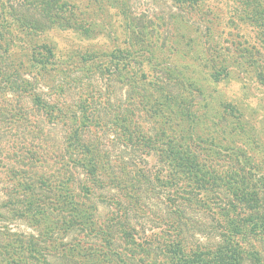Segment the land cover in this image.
Wrapping results in <instances>:
<instances>
[{"label": "trees", "instance_id": "trees-1", "mask_svg": "<svg viewBox=\"0 0 264 264\" xmlns=\"http://www.w3.org/2000/svg\"><path fill=\"white\" fill-rule=\"evenodd\" d=\"M204 1L172 0L179 11ZM245 2L264 31V6ZM111 9L129 34L109 52L49 39L108 37ZM185 18L171 20L194 31ZM151 26L129 0H0V264H264V144L230 102L217 120L222 140L204 135L195 90L163 67L171 49L156 47ZM201 39L196 60L223 80L225 54ZM111 82L122 98L112 101ZM151 201L161 206L156 232L136 222ZM15 221L30 231H13Z\"/></svg>", "mask_w": 264, "mask_h": 264}, {"label": "rangeland", "instance_id": "rangeland-1", "mask_svg": "<svg viewBox=\"0 0 264 264\" xmlns=\"http://www.w3.org/2000/svg\"><path fill=\"white\" fill-rule=\"evenodd\" d=\"M241 1L239 7L235 9H233L231 3L225 0H206L203 6H201V10L186 8L184 11H179V9L175 8L172 0H129L132 11L136 16L146 17L151 20L153 24L151 27L156 29V31L150 28L151 31L148 32V37H151V40H156L158 44H164L160 45V47L156 45V47L165 49V41L166 47H170V52L165 51L169 53V56L160 58L161 62H163V67H174L181 71L183 75L180 80L188 83L190 89L192 87L195 90L192 92L193 97H195L193 110H195L196 115L206 118L203 124L204 135H210L209 139L211 136H214L216 142H220L223 138V134H221L219 128L222 121L218 122L217 120L221 114H224L223 107L228 102L232 104L236 103L243 113L244 119L258 136L256 139L258 140L257 145H263L264 80L260 78L261 81H259L258 75L260 73V77H264V31L261 26L247 19L246 15H243L241 11L245 7L246 0ZM252 1L264 6V0ZM110 13H112V17L111 20L110 18L108 20H110L113 28L111 29L112 34L108 37L103 33L97 39H82L69 31H51L49 39L58 48L60 46L61 49L84 50L92 47L100 52H109L113 46L120 45L125 37L128 36L127 34H129L127 33V29L122 26V20L118 15L112 9ZM176 14L178 18L183 16L186 17L185 19H189V24L192 25L191 29L194 31H189L187 28L186 30L184 28L177 30L175 22L173 23L171 20L174 19ZM199 17H205V21L201 24ZM206 17L212 18L213 24L210 25L207 22L208 25ZM183 31L186 33L184 38L180 35ZM177 35L181 36L180 42L177 46H174L172 43ZM201 36L206 37L208 41L211 38L213 39V41L211 40L213 43L210 47V50L213 47L216 49L215 51H211L213 54H216L220 48L223 54H225L224 62L229 68L230 74L224 77L223 80L218 82L213 81L210 78V69L196 60L197 51H203L202 41L200 42L202 40ZM189 40H192L191 50H188L189 47L185 46ZM233 51L236 53L234 52L235 55L231 56ZM233 58H238V60L245 62V65L242 63L238 64ZM152 75L159 80L166 79L163 73ZM150 78V75L142 77L141 85L152 81ZM92 82L95 87L97 85L96 80ZM98 85L102 88L101 91L105 93L103 91V83L98 82ZM109 87L108 90L111 93L112 101L115 98L119 99L123 97L125 89H122L114 82H111ZM146 87L148 90L154 91L153 87ZM96 89H98V86ZM139 90L141 91V89ZM72 96L73 93L66 98L67 104L72 101ZM198 101L201 102L198 103ZM181 127L183 128V125ZM194 132L200 133L199 129L194 130ZM236 146L244 147L240 142H236ZM253 156L255 159L261 158L259 154H254ZM0 179H2V176H0ZM1 186L2 184H0V190L2 189ZM160 207L156 201L148 202L147 208L150 212L142 219H138L136 221L137 224L146 229L153 228L155 232L159 231L162 227V222L159 219V215L161 214ZM10 228L17 232L28 233L30 231L26 224L21 221L12 222ZM148 233L150 232L148 231Z\"/></svg>", "mask_w": 264, "mask_h": 264}]
</instances>
